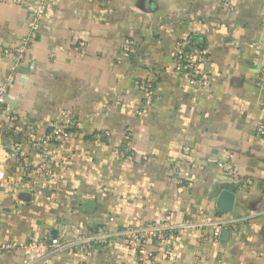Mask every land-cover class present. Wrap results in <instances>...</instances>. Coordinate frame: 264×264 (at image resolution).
I'll return each instance as SVG.
<instances>
[{"label": "crops", "instance_id": "obj_1", "mask_svg": "<svg viewBox=\"0 0 264 264\" xmlns=\"http://www.w3.org/2000/svg\"><path fill=\"white\" fill-rule=\"evenodd\" d=\"M46 2L0 115V242L72 241L97 229L110 237L42 260L4 252L0 264H140L121 230L203 212L240 223L217 241L200 231L151 239L153 257L142 264H264V84L256 85L264 0ZM31 3L0 1V83ZM125 38L136 53L116 64ZM187 41L207 56L205 89L173 69V53ZM144 78L153 79L151 105L135 85ZM64 112L76 125L67 138L50 139L47 176L29 138L52 136ZM101 132L109 135L102 144ZM224 159L233 172L219 167Z\"/></svg>", "mask_w": 264, "mask_h": 264}, {"label": "built area", "instance_id": "obj_2", "mask_svg": "<svg viewBox=\"0 0 264 264\" xmlns=\"http://www.w3.org/2000/svg\"><path fill=\"white\" fill-rule=\"evenodd\" d=\"M1 1V0H0ZM18 2L19 0H11ZM46 0H32L30 4L31 20L26 25V34L20 39L18 44L7 50L14 56V62L9 68L8 77L0 83V115L5 112V104L9 94L10 87L13 84L17 65L24 59L25 55L31 49L37 37V32L46 10ZM136 53V44L132 39L126 38L122 41L114 63L122 64L130 61ZM208 59L205 53L199 52L193 48L190 43H178L173 53V69L176 73L183 74L187 77L189 85L198 89H205L209 86L206 75V66ZM151 78H154L151 77ZM153 79L144 78L136 81L135 85L142 94L144 105H151L154 99ZM264 84V70L259 75L256 85L261 88ZM141 114V113H139ZM10 123L18 121L17 116L9 117ZM75 118L71 113L64 112L61 114L57 124L52 127V136L32 134L29 138V145L39 159L40 166L38 170L47 176L53 175V160L48 157L47 145L50 139L67 138L75 127ZM107 132L97 133L95 137L102 144L108 139ZM105 139V140H104ZM104 140V141H102ZM124 156V152H119ZM145 159V158H144ZM25 170H29V162L22 160ZM42 164V166H41ZM219 167L226 172H233L232 166L227 159L220 162ZM2 173L0 171V179ZM264 188V185H263ZM240 223L239 219H234L229 225L224 223L220 218H212L206 213H200L198 218H182L174 220L171 216H166L160 223H152L144 227H126L120 231L119 236L126 242L129 249L137 255L138 263L142 264L152 259L153 253L148 248V242L156 239L167 242L171 235L176 233H186L190 231H200L209 235L210 240L217 241L222 232L227 228L235 229ZM209 233V234H208ZM109 235L102 229H97L94 233L86 236H80L76 240H66L60 238H50L47 241L31 240L29 242H0V253L19 250L25 255L27 261L42 260L52 253H62L70 251H86L93 246L105 243ZM168 243V242H167ZM170 251V247H168Z\"/></svg>", "mask_w": 264, "mask_h": 264}, {"label": "water", "instance_id": "obj_3", "mask_svg": "<svg viewBox=\"0 0 264 264\" xmlns=\"http://www.w3.org/2000/svg\"><path fill=\"white\" fill-rule=\"evenodd\" d=\"M227 196H228V195H223V196H222V200H224L225 197H227ZM222 204H223L224 206H222L221 209H222L223 211H227V210H228V206L225 205V200L222 202ZM91 207H92L91 204H87V205H86V209H87V210H90ZM227 235H228V232H227V231L224 232L223 236L226 237Z\"/></svg>", "mask_w": 264, "mask_h": 264}, {"label": "rangeland", "instance_id": "obj_4", "mask_svg": "<svg viewBox=\"0 0 264 264\" xmlns=\"http://www.w3.org/2000/svg\"><path fill=\"white\" fill-rule=\"evenodd\" d=\"M126 39V38H125ZM135 43V42H134Z\"/></svg>", "mask_w": 264, "mask_h": 264}]
</instances>
